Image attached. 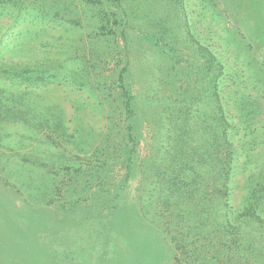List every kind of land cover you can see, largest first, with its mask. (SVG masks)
<instances>
[{"label": "rangeland", "instance_id": "1", "mask_svg": "<svg viewBox=\"0 0 264 264\" xmlns=\"http://www.w3.org/2000/svg\"><path fill=\"white\" fill-rule=\"evenodd\" d=\"M196 43L223 67L237 151L230 205L243 206L251 177L264 217V0H0V95L23 113L0 120V264H173L154 207L144 219L141 205L178 119L203 152L211 132L215 147ZM246 225L240 247L252 240L264 263V225Z\"/></svg>", "mask_w": 264, "mask_h": 264}, {"label": "trees", "instance_id": "2", "mask_svg": "<svg viewBox=\"0 0 264 264\" xmlns=\"http://www.w3.org/2000/svg\"><path fill=\"white\" fill-rule=\"evenodd\" d=\"M109 21L107 15L101 19L102 30L111 31ZM196 46L199 53L203 56L206 54L204 72L209 77L210 92L216 107L218 130L215 147L210 131L207 140L209 149L203 152L196 141L197 132L191 129L193 125L190 119H178V122L184 121L181 126L178 125L180 132L172 134L169 131L167 136L169 141L171 138L174 142L173 147L168 148L161 143L156 154L155 179L151 182L153 189H150L149 199L142 201V216L146 218V204L154 207L153 218H158L173 249V264H264L260 253L254 250L252 240L243 242L246 247H240L242 230L248 226L247 223L252 222L259 227L264 225V217L259 212L263 188L250 177L249 181L254 185L247 188L243 206L236 213L233 212L230 183L237 151L231 139L232 126L219 89L223 67L207 48L197 43ZM16 74L17 77L30 79L29 70ZM118 79L124 107L131 114L132 96L124 87L122 74ZM22 114L14 106L6 107L0 95V120H21ZM131 128L127 138L132 144L123 147L128 168L132 166L135 146ZM205 164L210 169L208 175L202 171ZM151 192H156L157 197L153 198Z\"/></svg>", "mask_w": 264, "mask_h": 264}]
</instances>
